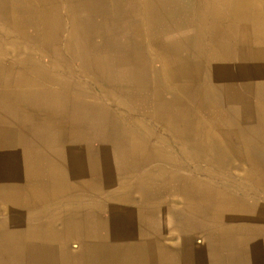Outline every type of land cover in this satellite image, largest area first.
<instances>
[{
  "label": "crops",
  "instance_id": "obj_1",
  "mask_svg": "<svg viewBox=\"0 0 264 264\" xmlns=\"http://www.w3.org/2000/svg\"><path fill=\"white\" fill-rule=\"evenodd\" d=\"M70 1L73 2L71 13L75 16L81 15L79 24L82 27L86 25L87 32L90 25L97 31L100 30L98 29L100 26L106 27L97 21L93 24L87 23L88 20L104 18L103 12H113L120 18L116 22L118 29L125 33L126 20L132 13L130 0ZM193 1L195 2V0H146V3L151 9L150 2L160 8L159 18L163 20L164 36L176 34L177 43L174 50L179 51L182 58L189 55L188 58H192L190 62L196 60L192 62L195 63L193 65L195 73L200 72L202 62L211 61L209 57L203 56L205 49L214 47L209 37L211 34L216 38V48L213 49L215 56L212 60L224 61L223 67H230L234 62L231 61L229 49L230 51L246 49L248 45L239 43L238 29L236 31L232 27L233 18L249 17L250 23L259 19L262 25L253 29L256 37H261L260 40L264 38V0H256L260 3L259 11L248 13L241 11L242 7L232 3L233 0H196L198 4L196 6H193ZM98 6L99 8H96ZM233 7L239 10L234 9L233 12ZM23 8L21 0H0V23L3 22L0 28H4V31L0 32V45L4 32L7 33L5 29L11 30V33L22 29ZM196 10L199 13H196ZM136 11L138 12V9ZM83 32L85 36L87 32L85 30ZM88 39L86 42L85 40L78 42V47L84 49V45L89 42ZM129 40L126 38L125 41L129 43ZM251 46L263 48L258 44ZM141 52L136 49L138 55L136 66L151 61L149 58H142ZM80 53L83 55L86 51L81 50ZM162 56H165L164 59L160 56L159 59L164 64L163 71L168 66L178 68L176 64L181 61L179 56L175 57V66L170 65L169 56V58L164 54ZM138 68L139 66L134 72L137 73ZM210 69L209 66L207 72L199 79L194 76L179 77L178 69L176 73L171 70L173 73L169 76L166 70L164 73L167 76L163 79L166 80L175 74V78L177 76L179 80L176 86L181 92L189 90L192 87L190 84H193L195 89L194 83L198 82L196 92H205L210 98L223 102L220 89L215 87L213 81H209ZM191 74L193 75L192 72ZM129 76L135 84V77ZM9 80L0 77V257L12 258V264H264V124L252 123L254 125L251 130L254 132L251 133L246 130L247 128H241L244 136L246 134L251 136V139L244 143L232 140L230 144H226L211 139L207 136L206 130L203 134V138H210L209 144L207 142L204 148L208 153L214 154L212 160L216 163L221 164L225 159H230L240 164L247 165L249 162L256 164V170L247 169L245 173V176L247 174L251 176V184H246L238 191L232 189L236 186L227 183L218 187H187L183 190V195L186 196L183 204H170L163 209L160 208L158 215L162 214L164 218L159 220L158 216L152 220L153 210L150 204L132 208L121 207L118 205L120 202L116 201L117 196L121 195L126 204L133 203L132 195L136 194V189L142 188L141 181L138 180L139 184L136 187L134 179L139 177L150 181L145 179V175H138L142 162L148 164L156 159L154 156L156 151L151 149V141L146 135L128 134L120 137L113 126L115 107L110 102L102 100L99 103L88 102L86 94L69 93L67 97L71 100L67 101V106L62 105L61 110L49 108L41 113L40 108L35 106L37 101H33L34 96L24 92L23 81L19 80L17 83L16 80H12L14 83L9 84ZM31 80L38 82L33 76ZM239 89L241 92L242 89ZM9 92L14 94L10 102L5 103L4 99H8ZM251 95L257 103L255 90H251ZM177 102V99L173 100L171 108L175 109L170 110V113L172 115L177 113L171 121L169 120L168 129L171 124L172 129L184 126L180 133L183 137L184 133L200 132L203 123L200 117L197 115L194 120L192 116L186 119V110L178 107ZM215 103L212 101L210 104ZM225 110L228 113L227 108ZM4 117L5 120L2 119ZM176 119L183 124L174 126ZM224 122L225 119L223 124ZM212 123L218 122L213 120ZM242 126L247 127V124ZM226 129L230 130L228 122ZM173 131L175 134L178 133L177 129ZM191 138L185 137L184 140L189 141ZM191 157L196 159L195 155ZM42 176L48 178L47 195L35 185ZM24 177L29 179L28 184L23 182ZM149 178L151 179L150 174ZM25 190L33 193H25ZM10 191L13 192L10 194ZM89 194L105 196L104 200L102 199L103 205L89 204L86 198ZM66 195L67 200L61 204L60 210L53 211L49 216L53 222H57L40 223L39 219L45 212L41 211L40 206L50 203L51 199L54 202ZM115 195L116 199L113 198ZM17 205L19 208L22 206L31 208V213H25L24 217L27 221L38 222L23 225L22 231L18 226L21 211H15L17 212L15 216L6 215L10 207ZM11 225L17 227L14 230L9 229ZM89 227L93 228L94 235L91 233L88 235ZM60 234L65 237L64 241L60 239ZM199 236L203 237V247L186 251L185 243H193ZM16 237L21 247L18 245L17 249L12 250L11 245ZM26 237H38V247L31 252L23 250ZM65 241L67 251L55 246ZM1 262L3 263V260ZM5 264H8V261Z\"/></svg>",
  "mask_w": 264,
  "mask_h": 264
},
{
  "label": "rangeland",
  "instance_id": "obj_2",
  "mask_svg": "<svg viewBox=\"0 0 264 264\" xmlns=\"http://www.w3.org/2000/svg\"><path fill=\"white\" fill-rule=\"evenodd\" d=\"M21 1L24 7V21L21 32L17 29L14 30V33H11V30L5 29L7 33L4 32L3 39H1L0 47H2V44L3 47L0 49V77L10 79L8 81L9 84L14 83L11 82L12 80H16L17 83L19 80L23 81L24 92L34 96L33 101H37L35 106L40 108L41 113L49 108L61 110L64 106H67V101L71 100L67 97L69 93L86 94L88 102L99 103L101 100L106 103L110 102L115 107L113 126L117 133L120 134V137L128 134H139L141 136L144 134L151 141V149L156 151L154 155L156 159L151 163L145 164V162H142L139 165L141 169L138 175H145V179L150 181H145L139 177L134 179L136 187L141 181L142 188L136 189V194L132 195L133 203L120 202L119 206L138 208L137 205L150 204L153 210L152 220L158 216L159 220H162L164 216L162 214L158 215L160 208L163 209L164 206L170 204H183L184 197H186L183 195V190L187 187H218L227 183L228 185L236 186L232 189L238 191L246 184H251V176L249 174L245 176V173L247 169L256 170V164L249 162L246 165L245 163L240 164L230 161V159H225L221 165L213 161L214 154L208 153L204 148L210 139L203 138L206 128L209 130L226 129L228 113L225 108H227L228 104L225 105V108L223 106L227 101L231 100H227V96L228 98L230 96L227 93H223H225L228 83L231 82L233 84V90L242 89L241 92L244 97H241L244 99H242L244 104H247L248 100L251 104L255 102L251 92L245 86L246 82H241L240 77L234 76L236 74L234 65L237 62L232 63L233 67L229 71V76H222V73L225 72L223 70L224 61L212 60L213 56H215L213 49L216 48V38L213 34L209 37L212 39L211 44L214 47L209 46L211 48L205 49L204 52V57H209L211 61H204L199 68L200 72L195 73L193 69L195 63L189 61L192 58H188L189 55L187 57L184 55L182 58L179 51L174 50V46L177 43L175 41L176 34L164 36L163 20L159 18L161 10L152 5L151 2L152 9L147 5L146 0H130L132 13H130L129 19L126 20L128 25L125 28V33L118 29L116 23L120 18L114 13L103 12L104 18H94L92 21L88 20L87 23L93 24L97 21L99 24H105L106 27L100 26L98 28L100 30L97 31L90 25L89 34L86 33L84 36L83 31L87 32L85 29L86 25L82 27L79 24V16L71 13L72 1ZM122 1L127 2V0ZM194 5H198L196 0L195 2L193 1ZM203 5L205 6V4ZM137 9L138 12L136 11ZM196 13H199V11L196 10ZM2 23H0V26ZM110 27L112 30H109ZM3 31L4 28H0V32ZM54 36H57V38H52ZM87 38H89V42L84 45V49H80L78 42L84 40L86 42ZM126 38L130 39L129 43L125 41ZM136 49L142 51V58L151 60L140 63L137 73L134 72L138 67L136 66L138 57ZM81 50H85L86 54L81 55ZM163 54L170 57V65L173 66H175V57L179 56L181 58V61L176 64L178 68L170 66L173 72L175 71L176 73L177 69L180 71L179 75H177L179 77L181 75L185 78L194 76L199 79L207 72L210 66L211 71L218 76L216 77L217 80L213 82L215 87L221 90L220 94L223 96L222 99L224 101L218 102L210 98V95L205 92H196L198 82L194 83L195 89L193 84H190L192 87L189 90L181 92L176 86V82L179 80L177 76L175 78V74L164 80L163 78H166L165 71L162 70L164 64L160 62L161 59L159 60V56L164 59L165 56L163 57ZM219 56L221 58L220 53ZM183 59H186V61H183ZM193 61L196 62L195 59ZM182 63L184 65H181ZM189 69L194 70L191 71L193 75L191 72L183 73L187 70L190 71ZM129 75L135 77V84L132 82L133 80L129 79ZM32 76L37 78L38 82H32ZM13 94V92H9L8 99H4L5 103L7 101L10 102ZM248 95L252 98L248 99ZM123 96L127 99L122 98ZM202 96L205 98L203 99ZM84 99L82 98V100ZM175 99L179 103L176 105L186 110V119L192 116L194 120L198 115L203 121L200 132L184 133L185 137H192L190 142L183 140L185 137L180 134L184 126L174 129L169 127L168 129L169 120L173 119L177 113L173 115L170 113V110L175 109L171 108ZM212 101L216 103L211 105ZM242 116L244 115L242 114ZM2 119L5 120V117ZM224 119L225 122L223 124ZM211 120H215L218 123L212 125L209 123ZM182 124V121H177V119L173 123L174 126ZM176 129L181 135L180 137L178 133H174L173 130L176 131ZM183 151L184 154H182ZM194 155L196 159H191V156ZM47 179V177L42 176L35 182V185L39 186V190L42 189L46 195L48 193L46 188ZM28 181L29 179L24 177L23 182L28 184ZM29 191L25 190V193H33ZM104 197L94 196L93 194L86 196L88 203L95 205H103ZM65 200H67V196L41 205V211L44 210L45 212L43 217H40L39 222L43 224L56 223L57 221L53 222L49 216H51L53 211H59L61 204ZM15 211H21L22 213L21 220L18 222V226L22 231L24 229L23 225H33L34 222H38L26 220L24 217L25 213L31 211V208L26 206L20 208L10 207L6 215L15 216L17 215ZM174 217L176 216L174 215ZM16 227L11 225L9 229L14 230ZM172 229L175 228L172 227ZM92 230V227L88 228V235H94V230L93 233L91 232ZM59 236L64 241L63 238L65 237H63V234ZM37 238L26 237L25 249L23 250L31 252L37 248L39 244ZM197 239L193 243H185V250L191 251L192 249L203 247V237L199 236ZM65 242L55 244V246L67 251V242ZM31 246H34V248ZM158 246L159 244H157V249ZM0 259L3 260V263L0 260V264H5L6 261H8V264H12V258H3L1 256Z\"/></svg>",
  "mask_w": 264,
  "mask_h": 264
},
{
  "label": "bare ground",
  "instance_id": "obj_3",
  "mask_svg": "<svg viewBox=\"0 0 264 264\" xmlns=\"http://www.w3.org/2000/svg\"><path fill=\"white\" fill-rule=\"evenodd\" d=\"M111 3V2H110ZM202 3V2H201ZM235 5L242 7L241 11L244 12H249V11H259L260 10V3L257 2L256 0H233V2ZM233 4V5H234ZM86 5V4H85ZM96 6V5H95ZM101 6V5H100ZM203 6V5H202ZM109 7V6H108ZM199 7V6H198ZM96 8H99L96 7ZM105 9V8H103ZM236 10H239L236 7H233L232 10L233 12ZM109 10V9H107ZM76 11V10H75ZM105 11V10H104ZM126 11V10H125ZM110 12V10H109ZM231 12V11H230ZM77 13V12H76ZM83 13V12H82ZM113 13V12H112ZM74 14V13H73ZM80 14V13H79ZM78 14V15H79ZM77 16V15H76ZM81 16V15H79ZM243 16V15H242ZM230 17V16H229ZM257 19V18H256ZM238 21V22H237ZM247 21V23H246ZM251 18L248 17V19H245L244 17H239V18H233L232 19V27L234 30L238 29L239 31V43L242 45L244 44V46L248 45L246 47V49H240L237 51H230L231 55V61L234 60L237 61L236 65H234V67L236 68V74H234V76H238L241 78V82H246L245 86L249 89V91L251 92V90H255L256 92V98L257 103L254 102V104L249 103L250 101L248 99L252 98L248 95V100L247 104H244V102H242V97L243 94L242 92H240V90H233L232 89V85L231 82L228 83L226 85V89L225 88V93L224 94H228L230 96V98H228L227 96V100H231V101H227V103H225L224 105H227V110H228V128L230 130H232L233 132H230V130L228 129H208L206 128L205 130L207 131V136H209L211 139H216L217 141L226 143V144H230L232 142V140H237V141H247L251 139V136H249L250 134H246V136H244L245 134H242V130H240L241 128H247L246 130H249V133L254 132L251 130V127H253L254 124H264V38L262 40H260V38L255 36V31L253 28L258 27L261 24L260 20L257 19L253 20L254 23H250ZM252 21V22H253ZM218 23V22H217ZM128 25V24H126ZM219 25V24H218ZM262 25V24H261ZM261 27V26H260ZM119 28V27H118ZM208 29V28H207ZM217 29V28H216ZM232 29V30H233ZM220 31V30H219ZM237 31V30H236ZM86 32V31H85ZM89 32V31H88ZM87 32V33H88ZM123 32V30H122ZM226 32V31H225ZM84 33V32H83ZM230 34V33H229ZM236 34V33H235ZM237 35V34H236ZM232 36V34H231ZM233 38V37H232ZM225 39V38H224ZM236 39V38H235ZM254 44H258L261 45L263 48H261L259 46V48H253L251 45ZM63 45V44H62ZM223 45V44H222ZM224 46V45H223ZM226 47H228L226 45ZM139 50V49H138ZM226 52V50H225ZM228 52V50H227ZM197 55V54H196ZM199 55V54H198ZM203 55V54H202ZM204 56V55H203ZM226 56V55H225ZM198 58V57H197ZM229 58V59H230ZM160 60V59H159ZM189 62V61H188ZM193 62V61H191ZM144 63V62H142ZM201 63V62H200ZM203 63V62H202ZM233 67V65H231L230 67H223V70L225 71L222 76H229V71L230 69ZM172 67L168 66L167 68H165V72L166 74H169V76H171V74L173 73L171 71ZM180 68V67H179ZM197 72V71H196ZM209 81H214L217 80L216 74H214L211 69L209 72ZM167 76V75H166ZM144 77V76H143ZM92 79V77H91ZM219 79V78H218ZM226 79V78H225ZM224 80V79H223ZM214 83V82H213ZM215 85V84H214ZM243 85V84H242ZM201 87V86H200ZM199 87V88H200ZM217 88V87H216ZM96 90V89H95ZM179 90H181L179 88ZM200 91V89H199ZM221 91V90H220ZM211 92V91H210ZM217 94V93H216ZM218 95V94H217ZM244 97V96H243ZM219 98V97H218ZM223 98V97H222ZM220 99V98H219ZM218 100V99H217ZM244 100V99H243ZM223 101V99H222ZM219 104V103H218ZM39 114V113H38ZM242 114L244 116H242ZM182 115V114H181ZM198 118V117H197ZM209 120V119H208ZM227 120V119H226ZM171 121V120H170ZM200 120L198 119V122ZM201 122V121H200ZM199 122V124H201ZM213 120L209 121L210 124L213 125ZM217 122V121H216ZM254 123V124H252ZM209 124V125H210ZM242 126V125H246ZM252 124V125H250ZM187 125V124H186ZM172 126V124H171ZM170 126V127H171ZM181 126V125H180ZM173 127V126H172ZM172 129V128H171ZM196 130V129H195ZM2 133V132H1ZM216 137V138H214ZM1 139V138H0ZM184 140V138H183ZM190 141V140H189ZM209 144V142H208ZM139 145V144H138ZM252 145V144H251ZM215 146V144H214ZM236 146V145H235ZM248 146V145H247ZM233 150V149H232ZM130 151V150H129ZM131 152V151H130ZM133 153V152H131ZM137 153V151H136ZM184 153V152H183ZM192 158V157H191ZM15 166V165H14ZM6 170V169H5ZM21 172V171H20ZM4 173V172H3ZM11 176V175H10ZM62 177V176H61ZM10 179V177H9ZM144 179V178H143ZM176 179V178H175ZM2 182V181H1ZM12 182V181H10ZM14 183V182H13ZM12 183V184H13ZM23 184V183H22ZM69 184V183H67ZM66 184V185H67ZM17 185V184H16ZM21 185V184H20ZM226 185V184H225ZM14 186V185H13ZM53 186V185H52ZM65 187V186H64ZM69 187V186H68ZM24 191V190H23ZM9 193V191H7ZM13 191H10V194ZM1 193V192H0ZM3 193V192H2ZM7 194V193H6ZM127 195V194H126ZM3 196V195H2ZM67 196V195H66ZM8 197V196H6ZM14 197V196H13ZM17 197V196H16ZM49 197V196H48ZM239 197V196H238ZM116 199V195L113 197ZM129 198V197H128ZM227 198V197H226ZM4 199V197H3ZM31 200V199H30ZM52 200V199H51ZM3 201V200H2ZM119 202H125V199L119 195L117 196V200ZM5 202V201H4ZM42 202V201H41ZM133 202V201H132ZM9 203V202H7ZM42 204V203H41ZM13 205V204H12ZM38 206V205H37ZM18 207V205H17ZM19 208V207H18ZM64 210V209H63ZM34 211V210H33ZM19 213V212H18ZM31 213V212H30ZM40 213V212H39ZM36 215V214H34ZM41 215V214H40ZM39 215V216H40ZM37 216V217H39ZM35 217V216H34ZM9 220V219H8ZM10 223V222H9ZM38 227V226H37ZM42 227V225H41ZM49 230V229H48ZM49 232V231H48ZM31 234V233H30ZM34 234V233H33ZM45 236L47 234H44ZM67 235V233L65 234ZM19 237V236H18ZM50 237V236H49ZM20 246V241L19 239L16 237L14 242L12 243V250L17 249V246ZM239 246V245H238ZM21 247V246H20ZM19 247V248H20ZM25 248V247H24ZM218 250V249H216ZM220 253V252H219ZM216 262V261H215Z\"/></svg>",
  "mask_w": 264,
  "mask_h": 264
}]
</instances>
